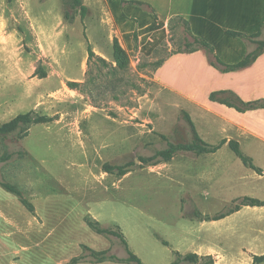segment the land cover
Returning <instances> with one entry per match:
<instances>
[{"label": "crops", "instance_id": "obj_1", "mask_svg": "<svg viewBox=\"0 0 264 264\" xmlns=\"http://www.w3.org/2000/svg\"><path fill=\"white\" fill-rule=\"evenodd\" d=\"M83 3L87 16L77 14L73 22L85 21L93 50L103 58L114 56L116 38L126 50L155 56L170 37L174 16L186 18L192 32L208 41L226 64L239 63L256 46L229 35V30L254 34L263 29L264 38V0ZM64 21L68 24L60 0H0V126L20 114L41 112L54 117L48 122L58 132L59 82L37 73L38 58L27 50L26 29L38 37L36 45L51 43L54 48L55 41L60 44ZM85 43L88 52L87 39ZM155 79L188 113L202 140L197 142L218 146L214 151L183 148L163 162L141 161L144 166L124 174L118 185L122 190L131 176L136 183L148 178L150 188L175 199L165 204V213L127 211L119 192L84 202L57 164L46 165L45 156L32 150L35 127H30L22 139L8 134L1 141L11 157L0 160V179L18 192L0 183V264H129L116 259L75 260L85 247L114 248L111 237L88 224V216L119 228L145 264H171L186 255L207 257L213 264H256L255 255H264V205L243 201L246 197L264 201V173L247 166L231 147L238 142L243 153L264 169V106L240 110L211 98L214 92H232L245 102L264 100V52L249 65L230 71L215 66L206 49L172 52L161 60ZM195 139H188L187 145Z\"/></svg>", "mask_w": 264, "mask_h": 264}, {"label": "rangeland", "instance_id": "obj_2", "mask_svg": "<svg viewBox=\"0 0 264 264\" xmlns=\"http://www.w3.org/2000/svg\"><path fill=\"white\" fill-rule=\"evenodd\" d=\"M60 3L62 14H76L73 0ZM65 23L61 24L60 44L56 46L55 41L54 48L51 43L42 47L38 41L37 46L38 37L26 29V40L30 43L27 50L38 58L37 73L48 74L59 82V112L55 115L61 120L59 130L50 127V122L33 123L44 114L34 112L32 123H21L14 135L22 139L19 136L26 128L35 127L31 134L32 150L45 156L46 165L57 164L84 202L113 197L119 192L127 211L138 208L164 214L165 204L175 199L166 197L164 190L150 188L153 183L148 178L136 183L131 176L121 185L123 190L118 185L124 174L144 166L141 161L163 162L165 154L173 149L180 152L186 148L187 140L194 138L188 113L174 94L158 83L155 71L168 54L198 44L186 24L174 21L168 41L155 56L127 50L130 61L122 68L114 56L89 59L85 21ZM188 43L192 46L188 47ZM3 136L0 134V159L7 155L1 146ZM198 143L195 140L188 145L196 147ZM214 202L217 203L216 199ZM110 237L114 241L111 254L128 259L122 239ZM197 263L213 264V261L207 257L179 261V264Z\"/></svg>", "mask_w": 264, "mask_h": 264}, {"label": "trees", "instance_id": "obj_3", "mask_svg": "<svg viewBox=\"0 0 264 264\" xmlns=\"http://www.w3.org/2000/svg\"><path fill=\"white\" fill-rule=\"evenodd\" d=\"M140 4L146 6L147 8H150L151 6L145 2H139ZM73 4L75 6V12L76 14H70V13H64L65 14V18L66 20L73 22L77 16V14H80L82 16V18H85L88 14V7L83 3V0H73ZM152 9V8H151ZM174 21H181L184 24H186L188 26V28L190 29V32L192 34V36L194 37V42L197 43L198 45L190 48L188 50H177L176 52H192V51H196L199 49H206L211 57H212V62L215 66H217L218 68L224 70V71H230V70H235L238 68H242L245 67L247 65H249L251 62H253L261 53L264 52V39H261V36L263 34V29H260V31H258L257 33L254 34H246L240 31H233V30H229L228 34L232 35V36H239L242 37L248 44H255L256 48L251 49L248 54L245 56V58L240 61L239 63L236 64H226L223 61H221L219 59V57L215 54V49L214 47L208 42L206 41L204 38L195 35L192 32L191 29V25L190 22L184 18L183 16H174L171 21H170V32L173 28V22ZM86 36V39L88 41V55H89V59H92L94 57H100L103 58L101 56H98L96 54V52L93 50V47L88 39V36ZM166 42H164V44L162 46L165 45ZM188 47L192 46L191 43L187 44ZM113 49H114V58L116 59V61L119 63V65L123 68L128 66L129 61H130V57H129V53L127 52V50L122 46V44L120 43L119 39H115L114 40V45H113ZM174 53V52H173ZM161 61L159 62L158 66L160 65ZM45 75V74H42ZM211 98L214 100H220L222 102H225L227 104L236 106L238 109L240 110H246V109H250V108H257V107H261L264 106V100L261 101H253V102H245L243 100H241L238 96H236L234 93L232 92H214L211 95ZM34 112H29V113H25V114H20L19 116H17L16 118H14L13 120L4 123L2 126H0V134L1 135H8V134H14L16 129L20 126L21 123L24 122H31V115ZM190 117V116H189ZM40 119L33 121V123H44V122H48L54 119V117H49L48 115H43L41 114V116L39 117ZM32 123V122H31ZM190 123L193 127V131H194V137L196 138V141H202L199 134L197 133L195 126L193 124V121L190 118ZM31 125L25 129V131L23 133H21L22 135L19 137H24L27 136L29 133V129H30ZM195 142V141H194ZM199 145H196V147H193L192 145H187L186 148H194L196 149L197 147H199V150H204V151H214L218 148V146H208V145H202L200 143H198ZM231 147L233 148V150L242 158V160L244 161V163L253 168L254 170H256L258 173L263 174L264 173V169L258 167L253 159L251 157H249L248 155L244 154L243 151L240 149V145L238 142H232L231 143ZM179 149H173V151H171L169 154H165L166 159H170L172 157V155L177 152ZM11 157V155H6L5 157H3L2 159H0L1 161L3 160H7ZM0 183L2 185H4L7 189L14 191V192H18L14 186L3 183L0 179ZM243 201L245 202V204H250V205H264V201L260 200V199H256V198H251V197H246L243 199ZM88 224L97 232L105 234L107 236L110 237L111 236H116L122 239V241L125 243L129 257L128 259H123L120 258L118 256H115L113 254H111V249L110 250H103V251H94L91 249H88L85 247V252L82 256H80L79 258H76L75 260H80V259H91V260H97V261H102V260H107V259H116V260H122V261H126L129 264H131V262H136L137 264H145L142 259L136 255L130 248H129V244L128 241L124 235V233L118 228V229H114V228H108L104 225H102L98 220L94 219L91 216H88L86 218ZM193 258H198L196 255H186V256H179L178 259L171 264H178L180 259H184V260H191ZM254 261L256 264L264 262V255H255L254 257Z\"/></svg>", "mask_w": 264, "mask_h": 264}]
</instances>
